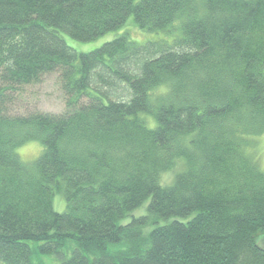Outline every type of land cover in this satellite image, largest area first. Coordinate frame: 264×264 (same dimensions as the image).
<instances>
[{"label":"trees","instance_id":"obj_1","mask_svg":"<svg viewBox=\"0 0 264 264\" xmlns=\"http://www.w3.org/2000/svg\"><path fill=\"white\" fill-rule=\"evenodd\" d=\"M131 16L160 36L64 40ZM52 73L62 114L15 109ZM263 134L264 0H0V264H35L31 243L60 264H264Z\"/></svg>","mask_w":264,"mask_h":264},{"label":"rangeland","instance_id":"obj_2","mask_svg":"<svg viewBox=\"0 0 264 264\" xmlns=\"http://www.w3.org/2000/svg\"><path fill=\"white\" fill-rule=\"evenodd\" d=\"M123 34H129L130 38L137 43H146L160 36L159 34H151L145 30L139 29L135 23L134 17L128 18L126 24L115 32L106 34L92 42H80L74 40L69 35H64V40L68 46L72 47L79 53H89L101 47L104 43L112 41ZM18 101L15 103V109L20 112H48L49 114H62L65 111V96L60 87L59 73H52L44 77L41 83L32 84L22 87L17 94ZM152 124H154V120ZM43 145L40 142H29L26 145L17 149L20 159L25 163H32L42 154ZM251 157L256 162L258 168L264 172V134L258 135L253 139V145L249 148ZM184 170L183 162L174 170L162 174L163 184H170L175 175ZM161 181V182H162ZM54 210L57 213L66 211V201L62 194H56L53 200ZM147 205L135 211L131 216L123 221V224L128 223L133 217L140 216L145 213ZM258 247L264 249V231L259 232L256 236ZM33 249V259L35 264H60L61 259L56 255L42 254L36 248V243L30 244Z\"/></svg>","mask_w":264,"mask_h":264}]
</instances>
